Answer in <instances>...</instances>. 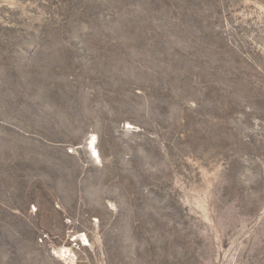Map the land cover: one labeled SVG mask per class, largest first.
<instances>
[{
  "label": "rangeland",
  "instance_id": "374dc122",
  "mask_svg": "<svg viewBox=\"0 0 264 264\" xmlns=\"http://www.w3.org/2000/svg\"><path fill=\"white\" fill-rule=\"evenodd\" d=\"M0 264H264V0H0Z\"/></svg>",
  "mask_w": 264,
  "mask_h": 264
},
{
  "label": "bare ground",
  "instance_id": "6f19581e",
  "mask_svg": "<svg viewBox=\"0 0 264 264\" xmlns=\"http://www.w3.org/2000/svg\"><path fill=\"white\" fill-rule=\"evenodd\" d=\"M87 148L88 150L90 151L91 155L93 158H96V159H99V154L96 150V147H95V139L94 138H91L89 140V142L87 143ZM67 255V254H66ZM60 257H64L65 256V252L61 251L60 254H59Z\"/></svg>",
  "mask_w": 264,
  "mask_h": 264
}]
</instances>
